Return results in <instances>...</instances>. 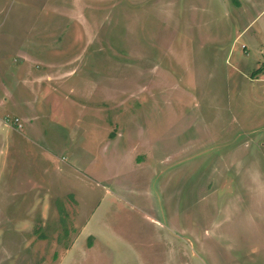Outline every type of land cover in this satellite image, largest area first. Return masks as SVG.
<instances>
[{
	"label": "rangeland",
	"instance_id": "rangeland-1",
	"mask_svg": "<svg viewBox=\"0 0 264 264\" xmlns=\"http://www.w3.org/2000/svg\"><path fill=\"white\" fill-rule=\"evenodd\" d=\"M263 54L264 0H0V264H264Z\"/></svg>",
	"mask_w": 264,
	"mask_h": 264
},
{
	"label": "crops",
	"instance_id": "crops-1",
	"mask_svg": "<svg viewBox=\"0 0 264 264\" xmlns=\"http://www.w3.org/2000/svg\"><path fill=\"white\" fill-rule=\"evenodd\" d=\"M28 118H30V117H28ZM18 129V130H17ZM13 130L15 131L14 132V135H12V137L10 138L12 141H13V143H15V144H18L19 142H23V140L22 139H26L27 141H29V142H33L34 140L32 139V137H29V136H27V135H23V134H21V132L19 131V128H13ZM26 146V145H25ZM26 148H29L30 149V145L29 146H26ZM6 148L4 147V150H5ZM9 152H10V150H7L6 149V151H4V153L5 154H9ZM35 155L34 154H31V152L28 150L27 151V157H28V159H31V158H33ZM23 161L25 162L26 161V158L24 159V160H19V159H15V158H13L12 160H10V168L7 170V174H8V177H10V176H17L19 173H20V168H19V166H22V164H23ZM49 163L52 165V166H50V165H48V168H52L54 171H55V173L56 172H60V167H56V166H54V162L51 160V159H49ZM3 165H5V160H3L2 161V163H1V166H3ZM31 165V164H30ZM29 165V166H30ZM32 173V171H30V173L29 174H31ZM26 177H27V180H29V181H33L32 182V186H35L36 188V191L37 192H39V191H41V192H45V191H43V189H42V187H45V185H44V183H40L41 182V179H40V181H39V179L37 178V176L36 177H34L33 178V176H29L28 174H26ZM44 177H45V175H44ZM48 177V176H47ZM46 178V177H45ZM48 178H54V179H56V177L55 176H49ZM42 196H44V195H42Z\"/></svg>",
	"mask_w": 264,
	"mask_h": 264
},
{
	"label": "built area",
	"instance_id": "built-area-1",
	"mask_svg": "<svg viewBox=\"0 0 264 264\" xmlns=\"http://www.w3.org/2000/svg\"><path fill=\"white\" fill-rule=\"evenodd\" d=\"M244 46L243 44L241 45V47ZM4 122L6 124H11L13 126H15L16 128H20L21 127V124L19 123V119L17 116H9V115H6L4 116Z\"/></svg>",
	"mask_w": 264,
	"mask_h": 264
},
{
	"label": "trees",
	"instance_id": "trees-1",
	"mask_svg": "<svg viewBox=\"0 0 264 264\" xmlns=\"http://www.w3.org/2000/svg\"><path fill=\"white\" fill-rule=\"evenodd\" d=\"M234 4H237V0H232ZM264 69V54L262 56V59L258 66H256L254 69H252V73L257 74L258 72L262 71ZM60 210V209H59Z\"/></svg>",
	"mask_w": 264,
	"mask_h": 264
}]
</instances>
